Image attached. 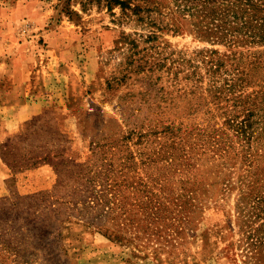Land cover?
Wrapping results in <instances>:
<instances>
[{
  "label": "rangeland",
  "instance_id": "obj_1",
  "mask_svg": "<svg viewBox=\"0 0 264 264\" xmlns=\"http://www.w3.org/2000/svg\"><path fill=\"white\" fill-rule=\"evenodd\" d=\"M213 5L0 0V264H264V43Z\"/></svg>",
  "mask_w": 264,
  "mask_h": 264
},
{
  "label": "trees",
  "instance_id": "obj_2",
  "mask_svg": "<svg viewBox=\"0 0 264 264\" xmlns=\"http://www.w3.org/2000/svg\"><path fill=\"white\" fill-rule=\"evenodd\" d=\"M193 1H204L207 7L214 4L211 8H202L193 13L204 17V21L208 22V25L205 24L207 30H214L216 34L222 33L223 38L229 37L232 41L245 39L264 43V7L261 0ZM262 203L264 201L259 200V205ZM251 239L253 246L258 247L256 249L260 251L264 249V224L257 233L251 236ZM262 253L264 251L260 254Z\"/></svg>",
  "mask_w": 264,
  "mask_h": 264
},
{
  "label": "crops",
  "instance_id": "obj_3",
  "mask_svg": "<svg viewBox=\"0 0 264 264\" xmlns=\"http://www.w3.org/2000/svg\"><path fill=\"white\" fill-rule=\"evenodd\" d=\"M25 104H23V105H20V106H24ZM20 106H16V105H9V107L10 108H12V109H14V108H18V107H20Z\"/></svg>",
  "mask_w": 264,
  "mask_h": 264
}]
</instances>
